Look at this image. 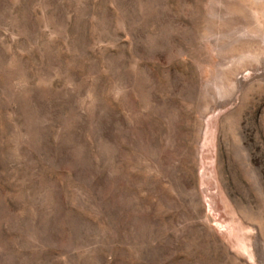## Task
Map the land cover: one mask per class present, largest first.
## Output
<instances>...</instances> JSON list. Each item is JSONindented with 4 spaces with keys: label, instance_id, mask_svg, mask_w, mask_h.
<instances>
[{
    "label": "rangeland",
    "instance_id": "obj_1",
    "mask_svg": "<svg viewBox=\"0 0 264 264\" xmlns=\"http://www.w3.org/2000/svg\"><path fill=\"white\" fill-rule=\"evenodd\" d=\"M0 264H264V0H0Z\"/></svg>",
    "mask_w": 264,
    "mask_h": 264
}]
</instances>
